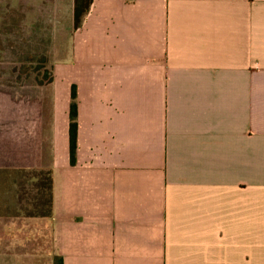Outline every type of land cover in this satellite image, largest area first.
<instances>
[{
	"label": "crops",
	"instance_id": "obj_1",
	"mask_svg": "<svg viewBox=\"0 0 264 264\" xmlns=\"http://www.w3.org/2000/svg\"><path fill=\"white\" fill-rule=\"evenodd\" d=\"M68 3L44 97L0 88V170H51L54 193L38 218L0 189V253L264 264V0H92L79 28Z\"/></svg>",
	"mask_w": 264,
	"mask_h": 264
},
{
	"label": "rangeland",
	"instance_id": "obj_2",
	"mask_svg": "<svg viewBox=\"0 0 264 264\" xmlns=\"http://www.w3.org/2000/svg\"><path fill=\"white\" fill-rule=\"evenodd\" d=\"M68 1L0 0V78L2 79L0 88L3 92H10L14 97L24 94L44 97L47 85L40 86L38 81L43 79L45 72H49L52 77L55 76L52 62L57 58L56 46L61 43L58 42L59 34L56 30L65 22L70 10ZM25 14L27 17L20 18ZM25 22L26 27L23 26ZM18 25L19 29L13 28ZM60 37L62 38V35ZM24 53L34 55L31 60L33 64L27 66L26 70L14 65L17 58ZM40 55L45 58L41 66L38 57ZM16 68H20L19 71L24 70L23 73L27 74L29 79L26 77L21 80L16 79L18 74ZM37 193L32 183L26 184L25 188L20 190L21 199L23 198L22 206L28 207L27 201H32ZM1 196L8 197V194L2 193ZM28 262L27 259L8 258L7 255L0 253V264H28ZM42 264H49L48 259L45 258Z\"/></svg>",
	"mask_w": 264,
	"mask_h": 264
},
{
	"label": "trees",
	"instance_id": "obj_3",
	"mask_svg": "<svg viewBox=\"0 0 264 264\" xmlns=\"http://www.w3.org/2000/svg\"><path fill=\"white\" fill-rule=\"evenodd\" d=\"M92 0H75V26L79 28L82 24L84 16L90 9ZM40 68V66H38ZM20 73H23L21 70ZM53 82V78L49 72H45L43 79L38 81L40 86H44ZM78 97L76 87L72 88L71 106H70V162L72 166L77 163L78 151ZM0 189L13 192V187H18L13 193L17 196L20 203L18 213L25 217L50 218L53 213L54 193H53V174L51 170L31 169V170H0ZM32 183L38 191L32 201L28 200V207L22 206L20 190L25 188V185ZM8 201L6 200V202ZM9 213L10 210H3ZM54 264H63L62 258H55Z\"/></svg>",
	"mask_w": 264,
	"mask_h": 264
}]
</instances>
